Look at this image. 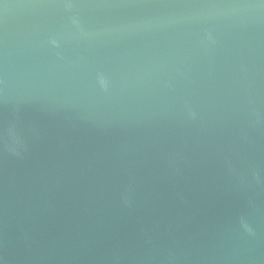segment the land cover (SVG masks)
<instances>
[{
	"label": "water",
	"instance_id": "water-1",
	"mask_svg": "<svg viewBox=\"0 0 264 264\" xmlns=\"http://www.w3.org/2000/svg\"><path fill=\"white\" fill-rule=\"evenodd\" d=\"M0 264H264V0H0Z\"/></svg>",
	"mask_w": 264,
	"mask_h": 264
},
{
	"label": "clouds",
	"instance_id": "clouds-1",
	"mask_svg": "<svg viewBox=\"0 0 264 264\" xmlns=\"http://www.w3.org/2000/svg\"><path fill=\"white\" fill-rule=\"evenodd\" d=\"M245 227L247 228V230H248L249 232L252 231V229H251L248 225H245Z\"/></svg>",
	"mask_w": 264,
	"mask_h": 264
}]
</instances>
